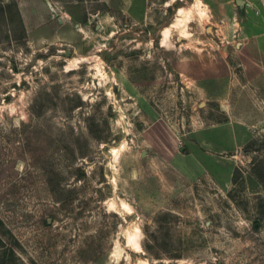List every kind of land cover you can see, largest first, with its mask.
<instances>
[{"label": "rangeland", "instance_id": "1", "mask_svg": "<svg viewBox=\"0 0 264 264\" xmlns=\"http://www.w3.org/2000/svg\"><path fill=\"white\" fill-rule=\"evenodd\" d=\"M12 1L0 264H264V0H85L82 30L44 0L29 31Z\"/></svg>", "mask_w": 264, "mask_h": 264}, {"label": "crops", "instance_id": "2", "mask_svg": "<svg viewBox=\"0 0 264 264\" xmlns=\"http://www.w3.org/2000/svg\"><path fill=\"white\" fill-rule=\"evenodd\" d=\"M50 3L58 7L62 17L67 18V20L71 21L75 28L78 30H82L84 26H86L87 22H89L88 16H93L89 14L87 11V7L84 4L86 3L85 0L83 2L80 0H49ZM16 5L18 8V12L22 21V25L26 31L34 30L36 28L44 29L52 25L48 20L47 11L44 0H16ZM134 9L141 8L139 0H133ZM122 11V9H120ZM142 11V8H141ZM132 12L135 15H139L138 11ZM86 14L88 16H86Z\"/></svg>", "mask_w": 264, "mask_h": 264}, {"label": "bare ground", "instance_id": "3", "mask_svg": "<svg viewBox=\"0 0 264 264\" xmlns=\"http://www.w3.org/2000/svg\"><path fill=\"white\" fill-rule=\"evenodd\" d=\"M180 13H181V10L179 9L178 10V15H180ZM183 19H181L180 17H177L176 19H175V21L173 22V24L172 25H174L175 27H180V26H182V23H183V21H182ZM185 24V23H184ZM183 24V25H184ZM208 30H210V29H208ZM164 40V39H163ZM164 42V41H163ZM135 231H137V230H135ZM127 233H132V232H127ZM133 233H134V231H133ZM130 235H132V234H129V236H128V238H127V242L130 244H134V241H133V239L130 237ZM134 235H136V234H134ZM133 236V235H132ZM134 238V237H133ZM126 242V243H127ZM136 246H138V245H136Z\"/></svg>", "mask_w": 264, "mask_h": 264}, {"label": "trees", "instance_id": "4", "mask_svg": "<svg viewBox=\"0 0 264 264\" xmlns=\"http://www.w3.org/2000/svg\"><path fill=\"white\" fill-rule=\"evenodd\" d=\"M12 5H13V7L15 8V12H16L17 18H18V20H19V23H20L21 27L23 28V26H22V21H21V18H20V15H19L18 9H17V5H16V3H15L14 1H12Z\"/></svg>", "mask_w": 264, "mask_h": 264}, {"label": "water", "instance_id": "5", "mask_svg": "<svg viewBox=\"0 0 264 264\" xmlns=\"http://www.w3.org/2000/svg\"><path fill=\"white\" fill-rule=\"evenodd\" d=\"M235 3H236L238 6H240V7H242V6H244V5H246V6H249V5H250V3H249V2H246L245 0H235Z\"/></svg>", "mask_w": 264, "mask_h": 264}, {"label": "flooded vegetation", "instance_id": "6", "mask_svg": "<svg viewBox=\"0 0 264 264\" xmlns=\"http://www.w3.org/2000/svg\"><path fill=\"white\" fill-rule=\"evenodd\" d=\"M124 25H125V26H128V24H125V23H124Z\"/></svg>", "mask_w": 264, "mask_h": 264}]
</instances>
